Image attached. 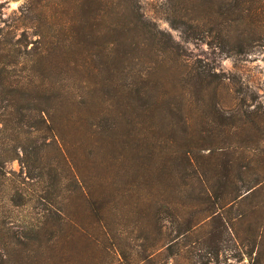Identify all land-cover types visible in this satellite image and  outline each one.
Masks as SVG:
<instances>
[{
  "label": "rangeland",
  "instance_id": "374dc122",
  "mask_svg": "<svg viewBox=\"0 0 264 264\" xmlns=\"http://www.w3.org/2000/svg\"><path fill=\"white\" fill-rule=\"evenodd\" d=\"M138 4L0 0V264H264V0Z\"/></svg>",
  "mask_w": 264,
  "mask_h": 264
},
{
  "label": "trees",
  "instance_id": "16d2710c",
  "mask_svg": "<svg viewBox=\"0 0 264 264\" xmlns=\"http://www.w3.org/2000/svg\"><path fill=\"white\" fill-rule=\"evenodd\" d=\"M123 2V0H115L113 7H111L108 5L109 0H91L92 46H97V40L102 38H108V36L110 37V35L122 36L123 38H131L132 35L138 37L141 35H146L148 37L150 35L153 38L159 37V33L156 32V25L150 21H147L144 18L143 14L140 13L138 0H129L128 3L124 2L125 4H123ZM115 9L119 10L118 12L120 14L127 13L129 16L126 19H112L111 16H107L108 13H112L111 10H114L115 13ZM131 13L134 14V17H130ZM165 45H167V43H165ZM118 59L119 58H117L116 55H114L112 59L104 58L99 63L98 69L104 71L106 68L114 65L115 61H117ZM131 59L132 54L131 52H128V54L121 56L120 61L123 64L127 63ZM204 172L205 169L202 165L195 163L192 158L186 157V162L184 163L183 172H181V177L183 179L185 177L191 179L189 189L195 190L194 186L198 184L200 186L198 190L203 192L205 191ZM186 185L188 184L186 183Z\"/></svg>",
  "mask_w": 264,
  "mask_h": 264
}]
</instances>
